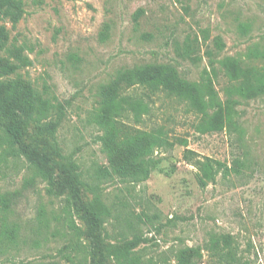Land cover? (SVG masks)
<instances>
[{"label":"rangeland","instance_id":"obj_1","mask_svg":"<svg viewBox=\"0 0 264 264\" xmlns=\"http://www.w3.org/2000/svg\"><path fill=\"white\" fill-rule=\"evenodd\" d=\"M22 2V12L5 15L9 40L0 50L17 69L6 75L0 67V78L52 107L50 117L65 107L58 137L98 185L108 212L105 241L121 246L141 236L142 264H264V93L239 91L245 72L264 74V0ZM106 22L111 36L101 41ZM145 65L168 66L165 88L127 89L123 95L143 100L149 111L126 110L117 125L120 145L139 158V174L99 178L97 170L112 168L96 112L116 80ZM229 116L237 120L232 129L224 127ZM160 128L165 142L146 153ZM205 156L224 165L201 186ZM1 191L16 193L12 219L21 236L18 249L0 252V264H78L81 252L90 264L86 225L25 158L8 162Z\"/></svg>","mask_w":264,"mask_h":264},{"label":"trees","instance_id":"obj_2","mask_svg":"<svg viewBox=\"0 0 264 264\" xmlns=\"http://www.w3.org/2000/svg\"><path fill=\"white\" fill-rule=\"evenodd\" d=\"M11 9L23 11L22 0H0V50L8 43L9 31L4 23L5 15ZM142 13V11H141ZM242 28H245L243 26ZM112 25L106 22L100 31L99 38L106 41L111 36ZM264 56V51L259 52ZM0 67L4 74L16 72L17 66L8 63L0 57ZM168 72L167 65H145L135 70L134 73L123 76L114 82L111 89L107 90L104 106L96 112V123L102 127V149L110 154V169L104 166L97 170V176H110L116 172L120 176L133 175L137 172L136 163L139 158L134 154V149L123 148L120 145V135L117 130L118 117L126 110L143 113L149 111V106L143 100L133 101L123 94L130 87L144 85L151 92L165 88L164 79ZM6 80L0 78V252L10 254L18 249L20 244V225L12 219L16 193L2 192L1 182L6 177L8 162L11 159L25 158L32 166L34 174L41 181L47 183L48 192L55 196H63L69 207L74 210L87 227L88 241L84 246L91 256L90 264H107L111 259H118L122 264H142L139 246L143 238L136 235L127 240L123 245L117 246L108 243L103 237L105 215L107 211L101 208L100 198L97 194V183L92 186L86 179L79 161L66 154L59 140L58 132L62 125V115L65 107L58 109L56 118L50 117L52 107L44 109L35 104V96L22 85H8ZM240 94L244 97H253L264 93V74L257 71L245 72L239 82ZM37 97V96H36ZM41 99V98H40ZM231 104L232 102L229 101ZM203 103H196L200 108ZM231 109L232 107L227 104ZM231 114V113H230ZM233 114V113H232ZM236 119L229 116L224 127L232 129ZM209 129V125L206 126ZM145 148L151 151L154 144L165 142L162 138L163 128ZM163 134V133H162ZM180 145L187 146L188 140L178 139ZM193 154V150L187 149ZM220 160L205 156L198 162V181L201 186H206L216 175V171L223 167ZM88 178V177H87ZM92 195V196H90ZM77 236H82V231L76 227ZM83 264L84 253L81 252ZM231 252L227 254V260ZM11 260V258H7ZM38 264H50L39 262Z\"/></svg>","mask_w":264,"mask_h":264}]
</instances>
